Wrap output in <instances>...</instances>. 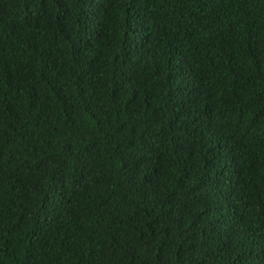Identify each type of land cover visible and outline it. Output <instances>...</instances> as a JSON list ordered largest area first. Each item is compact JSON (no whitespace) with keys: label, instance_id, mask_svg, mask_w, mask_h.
<instances>
[{"label":"trees","instance_id":"1","mask_svg":"<svg viewBox=\"0 0 264 264\" xmlns=\"http://www.w3.org/2000/svg\"><path fill=\"white\" fill-rule=\"evenodd\" d=\"M0 264H264V0H0Z\"/></svg>","mask_w":264,"mask_h":264}]
</instances>
